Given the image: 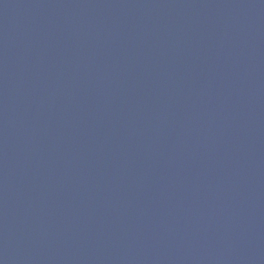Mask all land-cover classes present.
Masks as SVG:
<instances>
[{
    "label": "water",
    "instance_id": "1",
    "mask_svg": "<svg viewBox=\"0 0 264 264\" xmlns=\"http://www.w3.org/2000/svg\"><path fill=\"white\" fill-rule=\"evenodd\" d=\"M0 264H264V0H0Z\"/></svg>",
    "mask_w": 264,
    "mask_h": 264
}]
</instances>
